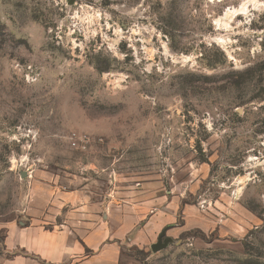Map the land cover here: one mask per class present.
<instances>
[{"label": "rangeland", "instance_id": "374dc122", "mask_svg": "<svg viewBox=\"0 0 264 264\" xmlns=\"http://www.w3.org/2000/svg\"><path fill=\"white\" fill-rule=\"evenodd\" d=\"M73 190L116 232L57 264H264V0H0V264Z\"/></svg>", "mask_w": 264, "mask_h": 264}, {"label": "crops", "instance_id": "0c3cea01", "mask_svg": "<svg viewBox=\"0 0 264 264\" xmlns=\"http://www.w3.org/2000/svg\"><path fill=\"white\" fill-rule=\"evenodd\" d=\"M64 198L66 197L64 196ZM78 199H80V195L78 192H74L73 190L67 195V200L63 204L64 206H72L75 210V216L73 219L70 217L64 218L57 224V228L47 230L41 229L33 238V242L36 244L41 242L42 257L46 258L48 263H63L76 259L77 256H82L85 260H87L108 246L110 244V238H114V234L116 232L114 225L117 222V219H115V217H110L112 214L109 213V215H107L106 213L110 210L108 209L109 206H112L111 209L113 208V204L107 203V199L102 202V197L100 201L97 202V195L95 203L89 204V213H81L80 215L76 212H80L81 210L84 211L85 207L82 208L81 202ZM84 201H86L85 197ZM134 203L135 202L131 203L132 206L130 209L134 210V208H137L142 210L141 215L143 217L145 215V207L140 206L139 202L136 204ZM122 205L124 208L126 207V205ZM97 207L98 210L102 212V215L100 214L101 216H97L96 213L94 214L93 209L97 212ZM104 210H106V212ZM76 215H79L80 217ZM141 222L140 219L136 218L135 221L129 222V225L130 227H140ZM163 229L167 231L168 225L161 228L159 234ZM126 231V233H129L133 231V228Z\"/></svg>", "mask_w": 264, "mask_h": 264}]
</instances>
